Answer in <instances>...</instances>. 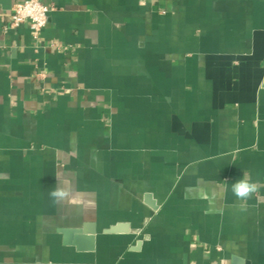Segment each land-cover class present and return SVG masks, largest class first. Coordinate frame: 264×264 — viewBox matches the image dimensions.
<instances>
[{
    "label": "crops",
    "instance_id": "1",
    "mask_svg": "<svg viewBox=\"0 0 264 264\" xmlns=\"http://www.w3.org/2000/svg\"><path fill=\"white\" fill-rule=\"evenodd\" d=\"M23 1L0 0V264H264V0H43L37 39Z\"/></svg>",
    "mask_w": 264,
    "mask_h": 264
},
{
    "label": "built area",
    "instance_id": "2",
    "mask_svg": "<svg viewBox=\"0 0 264 264\" xmlns=\"http://www.w3.org/2000/svg\"><path fill=\"white\" fill-rule=\"evenodd\" d=\"M50 11L51 8L43 0H25L13 7L10 28L26 24L37 39L48 24Z\"/></svg>",
    "mask_w": 264,
    "mask_h": 264
},
{
    "label": "clouds",
    "instance_id": "3",
    "mask_svg": "<svg viewBox=\"0 0 264 264\" xmlns=\"http://www.w3.org/2000/svg\"><path fill=\"white\" fill-rule=\"evenodd\" d=\"M259 185L253 181L246 174L242 178L238 179L231 184V191L233 195L241 202L249 199L254 193L258 191ZM53 198H63L66 192L61 190H55L50 193Z\"/></svg>",
    "mask_w": 264,
    "mask_h": 264
},
{
    "label": "water",
    "instance_id": "4",
    "mask_svg": "<svg viewBox=\"0 0 264 264\" xmlns=\"http://www.w3.org/2000/svg\"><path fill=\"white\" fill-rule=\"evenodd\" d=\"M146 199H147V203L153 206V202L150 201V196L146 197ZM117 232L127 233L128 227L119 225V226L110 228L107 231V233H117ZM85 233L90 236V238H88L86 242H81V244H79V242H74V243H76V245H78V247L84 251H93L95 248L94 230L90 227H87L85 228ZM238 262L239 264H242V261L238 260Z\"/></svg>",
    "mask_w": 264,
    "mask_h": 264
}]
</instances>
